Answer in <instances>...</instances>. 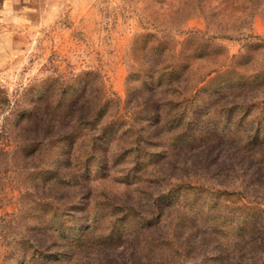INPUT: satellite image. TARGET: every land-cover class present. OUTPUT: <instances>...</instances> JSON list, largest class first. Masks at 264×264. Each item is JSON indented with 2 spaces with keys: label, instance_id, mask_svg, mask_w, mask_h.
Wrapping results in <instances>:
<instances>
[{
  "label": "rangeland",
  "instance_id": "obj_1",
  "mask_svg": "<svg viewBox=\"0 0 264 264\" xmlns=\"http://www.w3.org/2000/svg\"><path fill=\"white\" fill-rule=\"evenodd\" d=\"M0 264H264V0H0Z\"/></svg>",
  "mask_w": 264,
  "mask_h": 264
}]
</instances>
